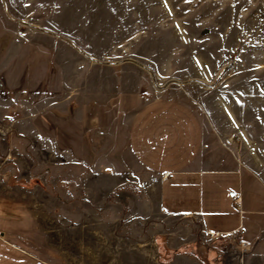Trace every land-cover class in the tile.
Masks as SVG:
<instances>
[{"label":"rangeland","instance_id":"obj_1","mask_svg":"<svg viewBox=\"0 0 264 264\" xmlns=\"http://www.w3.org/2000/svg\"><path fill=\"white\" fill-rule=\"evenodd\" d=\"M129 84L136 95L118 93ZM143 97L192 109L211 167L241 164L264 193V0H0V180L38 197L45 245L70 229L102 264H246L237 239L162 213L156 181L128 157L93 152L97 115L112 128ZM57 127L91 150L48 146Z\"/></svg>","mask_w":264,"mask_h":264},{"label":"crops","instance_id":"obj_2","mask_svg":"<svg viewBox=\"0 0 264 264\" xmlns=\"http://www.w3.org/2000/svg\"><path fill=\"white\" fill-rule=\"evenodd\" d=\"M129 87L122 85L118 93L136 95L135 88ZM95 95L101 94L96 91ZM138 101L124 104L123 117H118L112 128H99L97 115L93 152L128 157L135 172L148 174L156 181L151 187L158 188L162 213L196 218L207 233L244 242L239 250L245 252L246 264L252 258L264 261V193L257 180L234 161L225 167H211L214 148L210 147L201 119L184 103L171 98L143 97ZM46 139L48 146L66 155L90 149L84 135L72 133L71 128L59 131L57 127ZM106 140L110 148L104 146ZM229 191H236L241 201L237 202ZM34 194L23 183L0 180L1 218L6 224L9 220L19 225L5 228L3 224L0 229V264H54L52 259L45 258V247L60 251L68 264H86L88 257L95 259V264H102L101 254L89 255L88 245L81 242L80 234L79 239L76 234L73 235L76 239H72L70 229L63 231L58 247L45 245L41 232L47 213L40 209ZM216 263L213 259L212 264Z\"/></svg>","mask_w":264,"mask_h":264},{"label":"built area","instance_id":"obj_3","mask_svg":"<svg viewBox=\"0 0 264 264\" xmlns=\"http://www.w3.org/2000/svg\"><path fill=\"white\" fill-rule=\"evenodd\" d=\"M236 135L234 134L233 137H235ZM229 195L231 197H233L237 202L241 201V197L240 195L236 192V191H229ZM242 245H245L244 242L241 243Z\"/></svg>","mask_w":264,"mask_h":264},{"label":"trees","instance_id":"obj_4","mask_svg":"<svg viewBox=\"0 0 264 264\" xmlns=\"http://www.w3.org/2000/svg\"><path fill=\"white\" fill-rule=\"evenodd\" d=\"M209 248L211 249V247H209ZM214 251H215V250L212 249L211 252L209 253V254L211 255L210 258H211L213 255L215 256ZM216 251H217V250H216ZM216 253H217V252H216ZM214 258H215V257H214ZM219 264H220V262H219Z\"/></svg>","mask_w":264,"mask_h":264}]
</instances>
